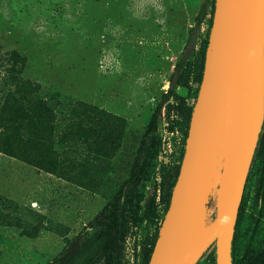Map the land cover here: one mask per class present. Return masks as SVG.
Listing matches in <instances>:
<instances>
[{
	"label": "rangeland",
	"instance_id": "374dc122",
	"mask_svg": "<svg viewBox=\"0 0 264 264\" xmlns=\"http://www.w3.org/2000/svg\"><path fill=\"white\" fill-rule=\"evenodd\" d=\"M204 1L207 14L198 23ZM212 6L213 0H0V99L16 49L26 57L23 76L39 85L33 98L54 109L44 130L23 120L21 138L35 144L20 154L0 150V264L52 263L76 235L92 230L90 222L119 192L121 252L111 263L100 254L91 264L149 263L184 156ZM255 68L244 79L254 99ZM158 109L157 129L148 132ZM151 192L157 209L142 218ZM222 193L209 188L208 223ZM234 243L237 264H264V140ZM214 247L197 264H216Z\"/></svg>",
	"mask_w": 264,
	"mask_h": 264
},
{
	"label": "water",
	"instance_id": "95a60500",
	"mask_svg": "<svg viewBox=\"0 0 264 264\" xmlns=\"http://www.w3.org/2000/svg\"><path fill=\"white\" fill-rule=\"evenodd\" d=\"M253 56L254 118L243 80ZM176 81L177 75L173 86ZM263 127L264 0H216L180 172L148 264H197L212 245L216 264H235L236 225ZM221 143L230 177L217 215L208 223V174Z\"/></svg>",
	"mask_w": 264,
	"mask_h": 264
},
{
	"label": "trees",
	"instance_id": "16d2710c",
	"mask_svg": "<svg viewBox=\"0 0 264 264\" xmlns=\"http://www.w3.org/2000/svg\"><path fill=\"white\" fill-rule=\"evenodd\" d=\"M215 4L216 0H213L212 23L215 12ZM206 14L207 3L206 1H204L201 6V10L197 15V22L201 23ZM205 58L206 51L204 53L202 68L198 73L199 82L196 97L199 93L201 81L204 74ZM7 60L9 61L8 66L6 68L7 88L5 89V94L3 98L0 99V150L8 154H20L24 146L29 144H35L31 140L28 142L21 138V130L25 126L23 120H28V125L31 128H33V126H36L40 130H44L45 127L49 126V123L46 124V119H49L51 115L54 114V109L51 105L48 104V101L46 99H42L37 96L33 98V93H36L39 90V85L33 82L31 79L25 78L23 76V67L26 63V57L23 56L18 50L14 49L9 54ZM185 64L186 61L182 58L178 62L177 67H183ZM172 92H174L173 88L169 90V93ZM26 98L27 100L25 101L27 102V104H25L23 101V99ZM195 102L196 100L193 101V103L188 109V117L190 121ZM158 111L159 109L155 111L148 125V132L157 129ZM33 118H36L38 122L34 123ZM263 140L264 127L256 154L254 156L252 167L256 161L257 155L260 151V147L263 144ZM40 141L44 143V138H42ZM41 142L38 143L42 145ZM135 166H139L138 161L136 162ZM180 168L181 165L178 167L174 175V179L166 192L167 209L170 206L173 188L176 184ZM137 176V171H133L131 178L134 179ZM120 199L121 192L116 194L115 197L110 200L102 208V210L93 218V220L89 224V227L92 228V230L89 232H81L76 235L67 244L65 249L50 264H55L56 262L59 264H91L95 260V258L100 254L105 255L108 261L111 263L114 258H116V256L119 255L121 252L120 244L121 240L124 239L126 231V226L122 220L123 218H121L122 213L119 212ZM156 209V195L154 192H151L150 197L146 201L142 218L148 217L152 212L156 211ZM164 217L165 215L163 216L162 221L164 220ZM157 239L158 236L154 241V245L156 244ZM235 252L236 251L234 243L235 264H237Z\"/></svg>",
	"mask_w": 264,
	"mask_h": 264
},
{
	"label": "bare ground",
	"instance_id": "6f19581e",
	"mask_svg": "<svg viewBox=\"0 0 264 264\" xmlns=\"http://www.w3.org/2000/svg\"><path fill=\"white\" fill-rule=\"evenodd\" d=\"M254 68H255V62L253 56L251 59V64L249 66V72L253 71ZM252 76L254 77V75ZM250 78H251L250 74H247L246 76H244L243 80ZM251 88H249L246 94V105L248 107L251 117L254 118L257 113V105L255 101L256 99H254V96L250 93ZM230 169H231V163L230 162L225 163L224 161V147L223 144L221 143L215 165L213 168L209 170V174H208L209 188L214 187L215 189H217L220 186L221 190L223 191L230 177Z\"/></svg>",
	"mask_w": 264,
	"mask_h": 264
},
{
	"label": "clouds",
	"instance_id": "9594fccd",
	"mask_svg": "<svg viewBox=\"0 0 264 264\" xmlns=\"http://www.w3.org/2000/svg\"><path fill=\"white\" fill-rule=\"evenodd\" d=\"M157 7H158L159 11H161V12H163L165 10L162 4H157ZM162 22L163 21H161V23ZM33 206L35 207V204Z\"/></svg>",
	"mask_w": 264,
	"mask_h": 264
},
{
	"label": "built area",
	"instance_id": "2783aa9c",
	"mask_svg": "<svg viewBox=\"0 0 264 264\" xmlns=\"http://www.w3.org/2000/svg\"><path fill=\"white\" fill-rule=\"evenodd\" d=\"M212 246H215V245H212ZM216 247V246H215ZM214 247V251H215V255H216V248Z\"/></svg>",
	"mask_w": 264,
	"mask_h": 264
}]
</instances>
